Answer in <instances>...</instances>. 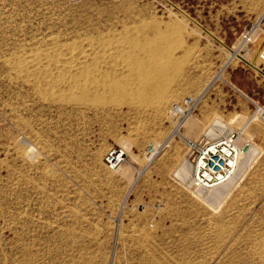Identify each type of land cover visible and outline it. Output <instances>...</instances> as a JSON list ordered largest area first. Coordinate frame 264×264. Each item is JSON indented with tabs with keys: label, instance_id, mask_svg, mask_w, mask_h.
<instances>
[{
	"label": "rangeland",
	"instance_id": "374dc122",
	"mask_svg": "<svg viewBox=\"0 0 264 264\" xmlns=\"http://www.w3.org/2000/svg\"><path fill=\"white\" fill-rule=\"evenodd\" d=\"M263 9L264 0H0V264H264V116L228 84L264 106L262 45H238ZM143 23L169 34L163 105H121L109 92L108 103L76 104L69 92L61 101L47 85L63 72L15 68L49 53L76 62L84 49L96 52L97 77L119 79L120 45ZM188 96L198 105L172 116ZM231 131L242 167L227 186L196 191L191 168L177 174L192 163L187 140ZM113 147L124 160L110 169Z\"/></svg>",
	"mask_w": 264,
	"mask_h": 264
},
{
	"label": "bare ground",
	"instance_id": "6f19581e",
	"mask_svg": "<svg viewBox=\"0 0 264 264\" xmlns=\"http://www.w3.org/2000/svg\"><path fill=\"white\" fill-rule=\"evenodd\" d=\"M136 28L137 29H133L130 32H129V28L124 29L125 32H129L128 34H131L129 36H126L124 40L122 39L124 42V45H123V43H121V45H120L124 49V50H122V52H120L121 53L120 55L124 59V62H126L125 66L122 65V68L126 69V72L125 73L123 72L122 76L116 80H111V79L107 78L109 75V72H108L109 70L102 73V76L97 77L96 74H94V71H96L95 70L96 63H98V62H96V60H99V59H97L96 54H95L96 52H93V50L90 52V51H84V49H83V52H81V55L79 56V58L78 59L74 58V59H76V62L67 61V60H69L68 58L66 59V61H63L62 58H64V57H62V58L60 57L61 58L60 59V58H58L57 55L50 54L49 52H48L49 54L44 53L45 55H43V56L42 55L41 56L40 55H34L31 57L28 56V57H24V58H19L18 60L17 59L15 60L16 61L15 68L19 71H22V72L32 71L34 74L37 73L38 75H41V76L42 75L43 76L44 75L45 76L51 75V72H53L52 71L53 66L58 71L63 72L62 74L58 75V77H61L59 82L56 81L57 83L56 82L54 84L49 83L50 85L49 84L47 85L48 88H51V89L52 88L53 89L58 88V90L61 91V94L59 97V98H61V101L68 99L72 102L74 101L76 104H84V105H97V104H102V103H108V101H110V100L108 98H106V94H107V92H109L110 94L112 93L113 96H115L114 98L116 100L115 99H113V100L117 101L121 105L124 103H129V104L150 103V102H153L155 99H156V103L158 105H163L166 102L167 97H161V88H164L165 83L163 82V80H161L162 81L161 82L158 78L160 76L164 75L165 73L167 74L166 71L169 69V67L172 66L170 63L171 61L166 62L165 61L166 59L164 58L165 56L168 58L171 55L170 51L172 49L170 48L171 50L169 51V45H168L169 34L165 31L164 32H158V31L153 32L152 31V33L150 32L151 34L147 33L146 29L148 30V29L152 28V26H150L147 23H143L139 26V28L138 27H136ZM247 36L249 39L246 40L245 44L242 47L247 46V45H252V44L257 43V42L261 43L262 36L258 35L257 31H255V32H253ZM93 37H95V36H93ZM96 37H98V36L96 35ZM108 37H110L109 34H108ZM121 37L122 38L124 37V33H123V36H121ZM88 38H90V37H88ZM104 38H103V41H104ZM105 40H106V38H105ZM241 41L242 40L240 38L238 45H242ZM107 42H108L107 44L112 43V40L108 39ZM91 43L94 44L95 42H93V40H92ZM92 44L90 46H92ZM95 46H97V44ZM72 47H73V50H74V48H76L74 45ZM172 48H173V46H172ZM92 49H93V47H92ZM120 49H119V51H121ZM101 52H103V51H101ZM108 52H109V50H108ZM62 53H61V55H62ZM91 54H93V55H91ZM114 54H116V53H114ZM89 56H91V58H88ZM237 56H242V55L237 54ZM109 57H111V56H109V54H108V55H102L101 58L107 60ZM118 58H119V56H118ZM45 59L48 61L43 62V60H45ZM168 59H170V58H168ZM111 65H113V64H111ZM97 67H98V65H97ZM97 70L99 71L100 69H97ZM55 75H53V76H55ZM38 77H40V76H38ZM34 82H36V80ZM36 84H38V80H37ZM39 88H40V86H39ZM37 89H38V87H37ZM67 92L71 93V96L68 95V97L66 99V96H67L66 93ZM54 94H56V93H54ZM110 96L113 97L112 95H110ZM184 117H188V114H185L184 116H181L180 118L183 119ZM182 121H184V120H182ZM217 124L219 126H222L220 121H217ZM222 128L224 129V127H222ZM207 134L211 135V136L216 135L215 130H213V129L208 130ZM170 141H172V140H170ZM128 146H129L128 143H125L126 149L128 148ZM158 147H159V144L154 143L155 150ZM242 155L243 154L240 152V155H239L237 161L235 163H233L232 171L229 173V175L225 178V180L223 182L218 183L217 185L213 186V188H211L209 190L201 189L199 191L200 192H206V191H210L212 189L215 191V189L218 187L227 186L231 181V176L234 173H236V171L239 167H242V164H243ZM150 158L151 157H149L148 160H150ZM190 168L192 169L191 162L189 163L188 161H186L183 164L182 169L180 171L179 170L177 171V174L178 175L181 174L183 177H185L186 172L189 171ZM122 171L125 174L129 173L126 166H123ZM135 177H134V179H136ZM134 179H132V180H134Z\"/></svg>",
	"mask_w": 264,
	"mask_h": 264
},
{
	"label": "built area",
	"instance_id": "2783aa9c",
	"mask_svg": "<svg viewBox=\"0 0 264 264\" xmlns=\"http://www.w3.org/2000/svg\"><path fill=\"white\" fill-rule=\"evenodd\" d=\"M257 31L262 36V49L260 57L264 60V9L241 34V43L245 44L249 34ZM250 37V36H249ZM230 87L243 97L247 98L254 105V113L264 116V106H261L255 100L248 97L234 83L228 82ZM199 97L188 96L182 101L173 102L171 105V114L174 117H181L190 113L198 105ZM239 133L231 131L223 136L206 139L205 142L187 140V146L192 154V187L199 191L201 189L209 190L225 178L233 169L240 155V148L237 144ZM106 165L110 169H115L124 160V152L116 147L111 148L104 157Z\"/></svg>",
	"mask_w": 264,
	"mask_h": 264
},
{
	"label": "crops",
	"instance_id": "0c3cea01",
	"mask_svg": "<svg viewBox=\"0 0 264 264\" xmlns=\"http://www.w3.org/2000/svg\"><path fill=\"white\" fill-rule=\"evenodd\" d=\"M256 68H257V67H256ZM257 69H258V68H257ZM258 70H261V69H258ZM263 80H264V79H260V80H258V83H259V84L263 83ZM259 86H260V85H259ZM242 87H243L246 91H248V92H249L250 90H251V91H255L254 88H252V89H248L246 86H242ZM254 93H255V92H254Z\"/></svg>",
	"mask_w": 264,
	"mask_h": 264
}]
</instances>
